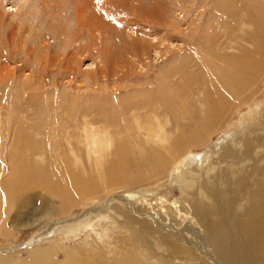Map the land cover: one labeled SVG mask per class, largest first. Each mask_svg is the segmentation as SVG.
I'll use <instances>...</instances> for the list:
<instances>
[{"label": "bare ground", "instance_id": "6f19581e", "mask_svg": "<svg viewBox=\"0 0 264 264\" xmlns=\"http://www.w3.org/2000/svg\"><path fill=\"white\" fill-rule=\"evenodd\" d=\"M34 1L35 0H19V4L17 3L18 7L11 16L13 21L3 18L0 7V60L10 61L8 55L6 57V55L2 54H6L7 44L10 45V48L16 44L17 52L25 49V57H28L33 63L28 71H22L24 73L22 76L18 77L23 66L18 69L9 70L7 68L9 66L7 63L9 62H0V93L2 98L0 100V108H2L7 100L6 98H8V95L11 93V104L13 106L9 104L11 106L9 107V111L10 108H12V113L8 112L10 117L9 119L7 118V123L14 128L13 131L10 130V126L8 127L7 134L9 137L7 139L9 142V151L8 155L0 156L4 157L6 162L4 166L0 158V175L5 173L4 171L6 170H17V168H15L16 165H13V159L10 157L14 155V153H19V150L15 148L14 145L16 140L14 137L15 133L19 134V136L22 134L23 140L27 142H35L34 149L31 153L33 163L38 165L43 161L42 155L44 153L41 152L42 150L40 151L41 146L36 145V143L39 141L41 144L39 139H43L41 138V131H46L44 126L47 120L41 119V125L35 122L37 120L32 122L31 116L28 117L26 110L29 111L34 104L35 108L33 113L36 114L35 110L37 111L38 108L41 110V118L43 116L44 118L48 116L53 123L61 119L62 115H67L68 119L64 122L67 124L66 127H71V125L74 126L75 124L79 127L73 128L74 131L71 128H67L65 132L62 128L63 134H61L60 138H58V132L55 129V136L52 142L55 143L57 147L59 146V149L66 148L67 150L63 149L59 152L56 146H52L51 154L52 156L55 155L56 163L58 162V164H60L63 161L61 159L57 160L63 152H71L73 158H76L77 154L74 151L79 150V152H81L82 150L85 157L87 156L88 158L87 161L91 162L90 167L93 169V167H96L97 163L101 161V157L106 156L109 158L107 163H109L110 167L113 165L116 172V174H112L114 181L119 184V187L126 186V188H128V192L125 196L114 197L118 205L113 206L110 204L111 209H106L103 202L98 201L100 200L98 199L97 203L93 205V208L89 210L90 214L93 215L91 219L100 218L102 220L111 221L113 225L119 227L115 218L120 217L119 214H122L132 224H140L139 226L151 224L157 248H164L165 251L162 253L168 251L167 255L163 257L160 255L162 264H172L170 263L172 261H174L175 264H193L194 262L195 264H264V217L261 219L257 213H252L253 200H251L246 207L243 205L246 210L245 212L241 210L242 213L247 212L244 218L243 216L233 215L231 211L232 208L229 205L227 206L228 203L226 198L229 197L227 195L230 193L226 188H224L225 191L222 194L220 193L221 195L218 193L211 194L210 202L212 203H208L213 204L212 206L200 203L196 195L201 198V192L196 190L191 194V197L194 198L193 202L185 197L172 200V198L168 196L171 192L169 186H167L165 191L159 193L145 191L143 194H139L134 192L135 189L145 185L157 186L160 181L158 182L156 178L157 181L150 184L149 182L146 183V181L151 177L159 175L163 172V169L168 168L167 166L170 165V163H180V160L186 156L188 152L187 149L197 144L194 139L197 133H203L208 130L212 123L222 119L223 115L225 119L231 116V114L225 115V113H227L225 110L230 104L233 106L235 105V103H230L235 93L238 92L240 86L245 90H250L249 86L251 87L252 82L255 81V73L251 74L250 79L244 78L246 75L244 72L247 71L249 66L254 65L253 69H258V75L264 72V64H254L251 60H246L250 55H244V53L247 52V48H244V44H251V42L247 41L252 38L253 34L257 39V42L255 41L254 43V46H256L255 48L261 45L260 42L264 40V34H262L264 32V9L261 8H264V6L262 4V6L257 4L254 10L250 8V10L246 8L242 10L238 9L239 7L237 5L238 8L234 5L238 11L232 12L230 9L226 10L228 8L226 5L225 7L227 8L223 10L221 7L223 3L219 5V2L215 0L213 3V10L207 13V16L211 15V17L207 18L206 13H204L206 8L203 7L202 11H199L196 17L198 21H200L197 23L198 25L196 24L197 26L190 29L188 28L189 30L186 29L188 33H185L182 27L183 19L174 18L172 15L174 11H172L171 14V8L167 5V0H36V4ZM184 1L185 0H174L176 5H179L183 12L187 10L186 6L183 4ZM247 1L248 0L245 2L247 3ZM1 2L2 0H0V3ZM154 2L156 3L155 6L153 5ZM142 4L145 5L142 7ZM227 4L229 3L227 2ZM245 5L248 7L249 2ZM126 6H130L134 11H138L139 8H144L146 12L143 16L129 12V15L133 18H127L125 17L126 14H122L123 11H126L124 10ZM232 6L230 7L232 8ZM148 9H150L151 12H149ZM17 18L18 20H16ZM205 18H207L205 26L201 28V24ZM184 20L186 19L184 18ZM229 21L231 23L230 25ZM248 24H250L248 27L252 26V32L245 31V33H243ZM176 35L183 38V41L184 39H188L186 54H180V57L173 61L174 63H170L168 67H166V65V68L162 69L161 67L159 73H157L154 79H151L150 75L154 66L149 58L153 53L155 55L160 54V56L157 57H164L166 58L165 60L172 57L174 51H172L173 46H171V43ZM261 37L263 40H261L258 45V38L260 39ZM49 40H52L53 43L49 44ZM85 41L87 42L84 43ZM238 42L239 45H237ZM235 44L236 49L235 46H233ZM102 45L103 50H100ZM161 46L162 48L160 49ZM262 46L263 44L261 47ZM261 47L259 46L258 49L254 50V54L262 53V55H264V50L261 51L259 49ZM227 49H230V51L235 49L238 51V54H234L235 52L226 53L225 51ZM179 51H181V48L176 50V52ZM85 54H87L86 57L91 58V64L94 66L93 70L87 72L80 70V64L83 62V56ZM221 63L224 64V66H221ZM237 65L241 66L243 72L239 67H236ZM232 66L235 68L232 70L226 69ZM48 68H53L51 71L52 73H55L54 69L60 70V72L66 76V79L58 83V78L54 77L53 80L47 84L45 75L47 74L46 72H48ZM261 74L260 76L263 75ZM74 77L80 78L79 83L76 85V91L74 90ZM218 77L224 78L223 84L218 81ZM179 80H181L180 83L177 82ZM15 83L19 84L17 85ZM188 84H192L194 88L196 85L205 86L202 104L193 103L186 106L188 104L189 94L187 88L184 92V88L187 87ZM12 91H14V93ZM60 91L63 93L59 94ZM86 92L94 93V97L91 95L92 99L86 100L88 95H84ZM33 93L35 94L33 95ZM44 93H51L53 96L52 99L45 100L42 97ZM61 99H63L62 103L60 102ZM240 103L237 101L235 108L242 105ZM18 105H20V108L18 107L19 111H13L14 106L16 108ZM22 112L24 116L21 115V117L19 115ZM252 114L253 112L251 115ZM247 117H245V119ZM18 121L24 124V126H21L22 124L19 126ZM60 126L61 125H59V127ZM59 129L61 130V128ZM172 130H175L176 133L174 132V137H169V132ZM180 130L185 131V136H181ZM3 133L0 128V147L3 146V142H6L5 140L2 141L5 137ZM48 133H50V130L47 134ZM234 134L235 131L227 138H223L224 142L217 143L209 152L207 151L204 153L203 158L209 160V162H207L208 165L213 161L212 155L220 157V155L224 156L228 153L225 147H231L232 149L240 148L239 144L243 141V138H237ZM258 135L264 139V131L260 132L258 130ZM119 136L122 137L119 138ZM47 137L49 138V136ZM61 138L64 140L63 142H61ZM256 138L259 140L261 139L258 137ZM172 139H174V141L171 143ZM198 143L202 144L200 141ZM224 144H226L225 147L223 146ZM222 146L224 148H222ZM143 151H145V155L142 157L143 160L133 161V168H135L133 170L136 174L130 179L125 173L130 164H132L128 155H135L137 158V156H139L138 153H142ZM111 155L112 157H116L117 160H115V158H113L114 161L110 159ZM121 155L123 156L122 158H120ZM218 160L220 159L218 158ZM63 163H66V161ZM217 163L218 161H216V164ZM74 164L75 161L72 163V166H74ZM148 164H152L148 167H153V169H146L148 168L146 166ZM83 166L84 165L81 167ZM144 166H146L145 169ZM187 166L190 167V164ZM59 167L55 169H61ZM43 169L47 168L43 167ZM74 169L78 171L75 167ZM35 171L29 172V179L23 174L24 176L16 180L22 182V180L26 178V184L29 185L28 183L32 182L30 183L31 185L36 183L34 180L37 179L41 183H38L39 185L36 183L38 185L37 188L41 185V189L38 192L43 194V196L40 197H45L46 199L47 195H49L48 199L53 198L64 202L73 200L74 202V200H78V196L87 199L91 198L96 193L105 196L109 192L106 191L107 186H101V189L95 190L96 187L92 186L93 183L91 184L89 183L90 181L84 182L74 179L75 175L73 174H71V176H74L72 179L73 181L70 179V176H67L69 179L67 177L64 178L61 175L63 171L57 173L54 180L51 178L53 175L48 177L46 176L48 174L44 175L43 173H39L40 171L37 172L38 170ZM12 172L14 174V171ZM173 172H177L176 168ZM186 172L185 169H182V173L180 175L175 174V176H177L176 178L182 177ZM17 173L19 174L20 172H16V176L18 177ZM81 173L83 174V172ZM13 174H9V176ZM16 176L14 175V178ZM123 176L124 178H121ZM8 181L11 183L13 182L10 178ZM17 181H14L16 184L14 183L15 187L13 188L19 186L21 189L22 183L18 182L17 185ZM36 184L31 186L36 188ZM131 185L136 186L132 188ZM19 187L17 188L19 189ZM30 188L29 186V188H22L21 190L24 189L26 192V190L29 189L27 194L30 190L33 193L34 189L32 188V190ZM20 191H18V194H21L22 203L25 201L27 202V199L23 200V191L19 193ZM15 193L17 194V192ZM40 193H35V195L39 196ZM78 193L80 195L77 196ZM252 194L255 195L254 198H256L258 202V197L263 194V190L252 191ZM38 196H36V198H38ZM95 197L97 198L98 196L96 195ZM21 198L17 199L19 200ZM31 198H35V196ZM204 198L205 197H203V199ZM42 199H40V201ZM43 201H46L45 204L48 208L47 210L40 209L41 212L38 214L41 218L42 216L43 218L47 216L48 212L52 214V212H54L52 209H55L50 207L48 200L43 199ZM61 204L63 203L61 202ZM67 204L65 203V205ZM3 206L4 205L1 204V211L7 209H4L7 205ZM19 207L23 210L20 205ZM39 207H41V204H38V208ZM43 207L44 205L41 208ZM30 208L33 209L32 206ZM23 211L21 213H23ZM57 211L59 212L58 209ZM20 214L19 216L21 217L22 214ZM35 218L36 217H34V219ZM38 220L41 221V219ZM10 223H8V225ZM90 223L91 222H88L89 225ZM20 224L22 223L20 222ZM13 225L14 224L9 227L12 228ZM18 226H13V228L15 229ZM58 227L59 226L56 228ZM140 228L143 229L142 227ZM67 229H69L68 226ZM135 234L136 233H134V236ZM137 241H134V243H138ZM111 245H108V251H112L110 248L112 247ZM46 250L48 249H45V252ZM50 253L51 252L46 254L50 255ZM122 253L119 254L121 255ZM147 254H149V256L151 255L150 253ZM113 255L115 254L113 253ZM41 258L43 259V257ZM47 258L48 257H46V259ZM72 259L73 257L68 260ZM30 260H33V258ZM35 261L33 260L30 264H34ZM43 261L42 263L44 264ZM66 262L67 261H65V263Z\"/></svg>", "mask_w": 264, "mask_h": 264}, {"label": "rangeland", "instance_id": "374dc122", "mask_svg": "<svg viewBox=\"0 0 264 264\" xmlns=\"http://www.w3.org/2000/svg\"><path fill=\"white\" fill-rule=\"evenodd\" d=\"M18 1L19 0H2V2L0 3V7H1V13L3 14V18H7L8 20L13 21L11 16L18 7L17 6ZM35 1H34V3H35ZM214 1L215 0H185L183 2V4L187 8V10L185 12L181 11L180 6L179 5L177 6L176 3L174 2V0H167V5L171 8V11H170L171 14H172V11H174V13L172 14L174 16V18L183 19L182 27L185 30V33H188V30L190 28L197 26L198 25L197 23L200 22V21H198V18H196L198 15V12L202 11L203 7H205L206 11L204 13H206V16H207V13L209 11L213 10ZM217 1L219 2V5H221V3H223V5H221L223 10H225V8L228 7L226 10L230 9V10H232V12L238 11V9L244 10L243 8H246V9L250 8V9L254 10V9H256L257 4L258 5L260 4V6H262V5L264 6V0H253V1L248 0L247 3L245 2L246 0H235V1L234 0H227V1L226 0H217ZM254 1H256V2H254ZM227 2L229 4H227ZM248 2H249V5L247 7L245 4H248ZM155 4L156 3L154 2L153 5L155 6ZM144 5L145 4H142V7ZM225 5L227 7H225ZM234 5L235 6L237 5L239 8L236 6L238 8L237 9L236 7H234ZM230 6H232V8ZM261 8L264 9L263 7H261ZM124 10H126V11H123L122 14H124V15L126 14L125 17L131 18V19L133 17L131 15H129V12H133V14H137L140 16H143L144 13L146 12V10L144 8H139L138 11H134L130 8V6L124 7ZM148 10H149V12H151L150 9H148ZM127 13H128V15H127ZM208 17L210 18L211 15H208L207 18ZM184 18L186 20H184ZM207 18H205L203 20V22L201 24V28L205 26ZM16 20H18V18ZM19 21H20V19H19ZM230 24L231 23L229 21V25ZM249 25L250 24H248L247 27H245L243 33H245V31L252 32L253 28H252V26L248 27ZM186 29H188V30H186ZM262 34H264V32ZM262 37L260 39L258 38V43H257L258 45H259V42L261 40H263ZM252 38L249 41H247V42H251V44L250 43H246V44L243 43L244 48H247L246 49L247 52H245L244 55H250L249 57H247L246 60H251L254 64H257V65L264 64V58H263L264 55H262V53L254 54V50L258 49L259 46L261 47L262 44L264 46V40L260 42L261 45H259V46H257V48H255L256 46H254V43H255V41L257 42V39L255 38L254 34L252 35ZM182 39L183 38H181L178 35L174 36V40L171 43L172 44L171 46H173L172 51H174V54L168 60H165L166 58H164V57L158 58L160 56V54H158V55H155L154 53H153V55L151 54L152 56L149 59L152 61V65L154 66L152 68V72L150 75L151 79H154V77L157 75V73H159V71L161 70L160 69L161 67H162V69L168 67V65H170V63L171 64L174 63L173 61L177 60L180 57V54H183V55L186 54L188 39H184L185 42ZM86 42L87 41H85L84 43H86ZM52 43H53L52 40H49V44H52ZM237 45H239V42L237 43ZM251 45H252V47H251ZM231 46H232V44H231ZM233 46H235V49H236V44ZM263 46L261 48H259L261 51L264 50ZM248 47H249V49H248ZM161 48H162V46L160 47V49ZM178 48H181V51L176 52V50ZM253 48H255V49H253ZM101 49L103 50V45L100 47V50ZM6 50H7V51H5L6 54H2V53L1 54L6 55V57L8 55V58L10 61L0 60V62H5V61L9 62V63H7V65H9L7 67L9 70L18 69V68L23 66L22 70L18 74V77L22 76V74L24 73L22 71H24V70L28 71L31 68V66H32L31 64H33V63L29 60L28 57H25V55H24L25 49L17 52L16 44L14 46H12V48H10V45L7 44ZM234 50L230 51V49H227L225 52L226 53H230V52L234 53L235 52L234 54H238V51L237 50L234 51ZM86 56H87V54H85L83 56L84 57L83 62H81V64H80V66H81L80 70L84 71V72L91 71L94 69V66L91 64V58H88ZM155 56L156 57L158 56V57L156 58ZM164 61L165 62L167 61L166 64ZM165 65H166V67H165ZM225 65H227V64H225ZM221 66H224V64L221 63ZM236 67H239V69L243 72V69L241 68L240 65H237ZM233 68H235V67L232 66L231 68H226V69L232 70ZM253 68H254V65H251L248 67L247 71L244 72V73H246V75L244 77L246 79H250V76L252 73L256 74L255 78H254L255 81L252 82L253 86L252 85H251V87L249 86L250 90H248V89L245 90L243 87L240 86V89L238 90V92L235 93V95L231 99L232 101L230 103H235V105H236V103L238 101L239 103L241 102L240 104H242V105H239L238 108L237 107L235 108V105L233 106L232 104H230L226 108L225 112H227V113H225V115L231 114V116L227 118L228 120L225 119V116L223 115L222 119L216 120V122L212 123V125L210 126V128L208 130H206L203 133H201V132L197 133L194 137L197 144H195V145L191 146V148L187 149L188 152H187L186 156L182 160H180V163H178V164H171L170 163V165H168L167 167L170 169L173 166L172 169H170V170L168 168L163 169V172H161L159 175H157L158 177L154 176V177H151L148 181H146V183L149 182V184H150L154 181H157L156 179H158V182L159 181L160 182L157 184V186H153V185H150V186L147 185L146 186L145 185L143 187L135 189L134 190L135 193L143 194L145 191H153V192L159 193V192L165 191L167 189V186H169L170 190H171L170 195H168L169 198L171 197L172 200H177V199H181V198L185 197L189 201L193 202L194 198L191 197V194H192V192H194L196 190V191L201 192V194H203V195L200 194V196H202L201 198L198 195H196V197L199 198L198 199L199 202L209 204L212 206L213 204H210V203H212V202H210L211 201V197H210L211 194L212 193H218V194L221 193L222 194L225 191L224 188H226L227 190H229V193H230L227 195L229 197L226 198V201L228 203L227 206L229 205L232 208L231 211H232L233 215L243 216L245 218L246 217L245 214L247 213V212L244 213L246 210L245 207L247 204L250 203L251 200H253V204H252L253 208L251 209L252 213L253 214L257 213V215H259L261 219H262V217H264V179H263L264 178V139L259 137V135H258V130L260 132L264 131V127H263L264 126V72L262 73L263 75L260 73L262 75V76H260V74L258 75V72H257L258 69H253ZM52 70H53V68L52 69L48 68V72H46L47 74L45 75L46 76L45 80H47L46 81L47 84H49L53 80L54 77L58 78L57 79L58 83H60L61 81H64V79H66L65 78L66 76L64 74H62L60 72V70L54 69L55 73H52L51 72ZM2 72H4V71H2ZM242 76H243V73H242ZM217 79H218V81H220L221 84H223V82H224L223 77H218ZM79 80H80L79 77L78 78L74 77V84H75L74 90L75 91H76V85L79 83ZM177 82L180 83L181 80H179ZM15 84L18 85L19 83H15ZM186 88H187V92L189 94V99L187 102L188 104L186 106L191 105L193 103L202 104L205 86L204 85H196V87L194 88L192 86V84H188V86L184 88V92L186 91ZM75 91H73V92H75ZM12 92L14 93V91H12ZM62 93H61V91L59 92V94H62ZM34 94L35 93H33V95ZM85 94L86 95L88 94L87 95L88 98L86 97V100H91L92 99L91 95H93L92 97H94V93H91V92L87 93L86 92V93H84V95ZM10 95H11V93L8 95V98H6L7 100L3 104L2 108H0V122H1L0 128L2 130V133L4 132L3 135L5 136L2 141H4V140L6 141V142H3L2 143L3 146L0 147L1 148L0 149V156L1 155L2 156L8 155V151H9V142L7 139L9 137V135L7 133H8V127L10 125H8L7 120L10 117V114L8 112L12 113V108H10V111H9V107L13 106L11 104L12 101H11ZM42 97L45 100H51L53 96L51 93L50 94L44 93V94H42ZM1 99L2 98H1V93H0V100ZM8 100H9V102H8ZM60 102L62 103L63 99H61ZM5 104H7V105H5ZM18 107L20 108V105H18L16 108L14 106L13 111L18 112L19 111ZM34 108H35V105L33 104V106L29 109V111L26 110L28 117L31 116L32 120L31 119L30 120L32 122L37 120L35 122H38V124H40V125H41V123H40L41 119H43L45 121L47 120L46 125L44 126V129L46 128L47 132L50 130V133L47 134V132L45 130H42L41 131V133H42L41 138H43V139L42 140L39 139L41 144L39 143L38 140H37L38 142L36 141L38 143V144L36 143V145H38V146L40 145L41 146L40 151L42 150L41 152L44 153L43 154L44 156L42 155L43 161H42V163L39 162L40 164H38V165L34 164L32 161V158H31V153L34 149L35 142H27V141L23 140L22 134L19 136V134L15 133V135H14V137L16 139L14 145H15V148H17L19 150V153L18 154L14 153V155H12L10 157L13 159V161H14L13 165H16L15 168H17L18 171L16 169H12L11 171L6 170V171H4L5 173H3L4 175L3 174L0 175V203L2 202L1 204L4 206L7 205V207H4V206L3 207H4V209L7 208L6 209L7 212L9 211L7 213L6 210L1 211L2 209H0V214H1L0 215V218H1L0 219V264H30V262L32 263L33 260L34 261L36 260L35 263L33 262L34 264H39L40 261H41L40 264H43L42 263L43 260H44L43 261L44 264H54V263H56V264H82V263L83 264H85V263L86 264H93V263L94 264H103V263L106 264L107 261H108L107 264H109V263L115 264L116 262H117L116 264H121V263L122 264H124V263L125 264H131V263L132 264H162V261L160 259V255H162V257H163L164 255H167L168 251L165 253H162L163 251H165V249L164 248H162V249L157 248V246L155 244V237H154L155 235L153 234L151 224L148 223L149 225H146V226H144V225L139 226L140 224H132L122 214H119L120 217L115 218V220L119 224V227L113 225L111 221L102 220L100 218L91 219V218H93V215L90 214L89 210L91 208H93V205L97 203L98 199H100L98 201L103 202V205H105L104 207L106 209H111L110 208L111 205H113V206L118 205V202L116 200H114V197L115 196H125L126 193L128 192V188H126V186L119 187V184H117V182L114 181V177L112 176V174L113 173L116 174V172H115V169L113 168V165L110 167L109 163H107L109 158H107L106 156L105 157L102 156L101 161H100L101 163L100 162L97 163V165H98V166L96 165L97 168L93 167V169H92V167H90L91 162L87 161L88 158H87V156L85 157L84 152L82 150H81V152H79V150H76V151L73 150L77 154L76 158L75 157L73 158V155L71 152H67L68 154L66 152H63V154L60 155L59 158H57V160L58 159L63 160L60 163L61 165L62 164L63 165L61 166L60 164H58V162L56 163L55 155L52 156V154H51L52 146H56V148L59 149V146L57 147V145L52 142V139L55 136V134H54L55 129L58 132L57 133L58 138H60L61 134H63V131H62L63 129L65 132V130L67 128H71L73 130V128H78L79 126L75 124L74 125L75 127L73 125H71V127L70 126L66 127L67 124L64 122H66L68 119L67 115H62L61 119H58V121L56 123H53L48 118V116H46L45 118L43 116L41 118V110H39L38 108H37V111L35 110L36 114H34L33 113ZM2 109H3V111H2ZM252 112H253V114L251 115ZM21 115H23V112L19 116H21ZM33 117H35V118H33ZM245 117H247V118L245 119ZM185 122H187V121H185ZM21 124L22 123H20L18 121V125L20 126ZM59 125H61V126L59 127ZM21 126H24V124H22ZM59 128H61V130ZM13 129L14 128L10 126V130H13ZM172 131L169 132V134H170L169 137H171V136L174 137V134L176 133V131L175 130L173 132ZM234 131H235V134H234L235 137L240 138V139L243 138V141L240 142V144H239L240 148L239 149H232L231 147H225L226 144H224L223 146L226 148V151L228 153L224 156L220 155V157H218L217 155H212L213 161H211V163H209V165H208L207 162H209V160L207 158L206 159L203 158L204 153H206L207 151L209 152L213 148V146L217 145V143L224 142L223 138H225V137L227 138ZM44 132H46V133H44ZM45 134H47V135H45ZM180 134H181V136H185L186 133L184 130H180ZM47 136H49V138ZM121 137L122 136H119V138H121ZM186 137H187V135H186ZM256 137L261 138V139L259 140ZM205 138H207V139H205ZM49 139L51 140V142ZM63 141L64 140L61 138V142H63ZM173 141H174V139H172L171 143ZM199 141L202 144H199L198 143ZM26 143H28V144H26ZM43 146H44V148H43ZM223 146H222V148H224ZM63 149L66 150V148H63ZM63 149H59V152ZM66 155H67V157H66ZM138 155L139 156H137V158L135 155L134 156L128 155L132 161V164H130L129 168H127V172H125V173L127 176H129L130 179L133 178L136 174V173H134L135 171L133 170V169H135V168H133L134 167L133 161L134 160L142 161L143 160L142 157H144L145 151H143L142 153H138ZM111 157H112V155H111ZM111 157H110V159H112L113 161H114L113 158H115V160H117L116 157H112V158ZM122 157L123 156L121 155L120 158H122ZM0 158H1V161L3 162V165L5 166L6 162H5L4 157H0ZM85 158H86V160H85ZM212 158H211V160H212ZM218 158L220 160H218ZM73 160L75 161L74 166H72V163H74ZM64 161H66V163H63ZM70 161H72V162H70ZM216 161H218V163H217L218 166L216 164ZM50 163H52V164H50ZM78 163L80 166L78 165ZM25 164H27V165H25ZM188 164H190V167L187 166ZM211 164L213 167L211 166ZM82 165H84V166L81 167ZM151 165L152 164H148L146 166L150 167ZM53 166H54V168H53ZM146 166H144V169ZM43 167H45L47 169H43ZM58 167L61 169H55ZM74 167L78 171H76L74 169ZM78 167L81 169H79ZM149 167L146 169H153V167H151V168H149ZM31 168H36V169H31ZM175 168H176L177 172H173V170H175ZM211 168H212V170H211ZM130 169H132V170H130ZM182 169L183 170L185 169V171H187V172L184 174V176L176 178L177 176H175V174L180 175L182 173ZM35 170H38L37 172L40 171L39 173H43L44 175L48 174V175H46L48 177L49 176L51 177L53 175L51 177L52 180H54L56 178L55 176L57 175V173H61L62 171L63 172L61 173V175L64 178L67 176H70L71 180L74 177V176H71V174H73V175H75L74 179H77L79 181H84V182L90 181L89 183H91V184L93 183L92 186L96 187L95 190H97L99 188L101 189V186L102 187L107 186L106 191L107 192L109 191L110 193L109 192L107 193L105 191L107 193V195H105V196L102 194L96 193V194H94V196H92L91 198H87V199H84L82 196H78V195H80L78 193L77 196L79 198H78V200H74V202H73V200L64 202L62 200L60 201L58 199H53V198L48 199L49 195H47V199H46L45 197H40V196H43V194L38 192L41 189V187H40L41 185L39 186V188H37L39 185L38 183H40V181H38L37 179L34 180L38 184L37 185L36 183H33V184H36L35 185L36 188L31 186L33 184L30 185V183H32L30 181H29L30 183H28L29 185L26 184V178L29 179V177H28L29 172L35 171ZM12 171H14V174ZM15 171L20 172L19 174L17 173L18 177L16 176ZM24 172H26V173H24ZM27 172H28V174H27ZM81 172H83V174ZM192 172H195V173H192ZM9 174H13V175L9 176ZM23 174H25L27 176V177L25 176L26 178L23 179L24 182H23V180H22V182L20 180L17 181L16 179L24 176ZM14 175L16 176L15 178H14ZM200 175H201V177H200ZM160 176H161V179H160ZM12 177L14 178V181H17V185H18V182L22 183L21 189L22 188H29V186H30L31 187L30 189H32V188L34 189V192L32 193L30 190L27 194V191L29 189H27L25 192L24 189L21 190L19 186H17V187H19V189L17 187L13 188V187H15V185H14L15 182L13 181ZM9 178L12 179L13 184L10 182L11 180L8 181ZM81 178H82V180H81ZM121 178H124V176ZM145 178H147V177H145ZM24 184H26V185H24ZM115 185H117V186H115ZM136 185H131V187L134 188ZM20 186H21V184H20ZM205 187H207V188H205ZM14 189H15V191H14ZM255 190H263V194L259 195V197H258V200H259L258 202H257L256 198H254L255 195L252 194V191H255ZM18 191H20L19 193H21L23 191V193H22L23 200L27 199V202L25 201L22 203V198L20 196L21 194L19 195ZM15 192H17L18 195ZM202 192H204L205 194ZM24 193L26 194V196ZM35 193H37V194L40 193V195L39 196L35 195ZM96 195L98 196L97 198L95 197ZM32 196L33 197L35 196V198H31ZM36 196H38L39 200H38V198H36ZM28 197H30V198H28ZM203 197H205V198L203 199ZM2 198H3V200H2ZM17 198H21V199L18 200ZM42 198L44 200L49 201L51 208L52 207L55 208V209H52V210H54V212H52L53 216L51 213L48 212L47 216H45L44 218L42 216V218H41L40 215L38 214L39 212H41L40 209H46L47 210V208H48V206L45 204L46 201H43ZM206 198H208V199H206ZM40 199H42V200L40 201ZM230 201L232 204L230 203ZM31 202H33V203H31ZM61 202L63 204H61ZM71 202H73V203H71ZM75 202H77V203H75ZM208 202H210V203H208ZM65 203L66 204L69 203V204L65 205ZM1 204H0V207H1ZM33 204H35V205L37 204V205L35 206ZM38 204H41V207L44 205V207L38 208ZM19 205L22 207V209L25 212L20 209ZM31 206L33 207V209L35 207V209L33 210L32 208H30ZM64 206H65V209L67 207L66 210L64 209ZM256 208H258V209H256ZM260 208H261V210H260ZM57 209L59 210V212L57 211ZM30 210H32V211H30ZM37 210H40V211H37ZM241 210L244 212L242 213ZM22 211H23V213H21ZM18 213L22 214V215L20 214L21 217L19 216ZM38 215H39V217H38ZM11 216L13 219L11 218ZM28 216H31V217H28ZM34 217H36V218L34 219ZM52 217H53V219H52ZM58 217H60V218H58ZM87 217H89V218H87ZM26 219H30V220H26ZM38 219H41V221H39ZM44 219H46V220H44ZM13 220H15V221H13ZM10 222H12V223H10ZM20 222L22 224H20ZM88 222H91L90 223L91 226L88 224ZM8 223H10V224L8 225ZM12 224H14L13 225L14 227L16 225L17 226L19 225L21 229L19 228V226L15 229L13 228V226H12V228L9 227ZM86 224H88L89 226ZM57 226H59V227L56 228ZM67 226L69 229H67ZM71 226H73V227L75 226V227L73 228ZM79 227H81V228H79ZM140 227H142L144 230L141 229ZM54 228L56 229V231ZM70 230H72V231H70ZM134 233H136L135 236H134ZM133 236H134V238H133ZM131 237H132V239H131ZM137 239H138V241H137ZM134 241H137L138 243H134ZM107 244L108 245L112 244L111 245L112 247H110L112 251H108L109 247ZM45 249H48V250H46V252H45ZM48 251L51 252L50 253L51 256L49 254L48 255L46 254V253H49ZM114 251H116V252H114ZM127 251H129V252H127ZM117 252L122 253L121 255H123V256H121ZM113 253L117 257L115 255H113ZM130 253H132V254H130ZM147 253H150L151 255L149 256V254H147ZM108 255H109V257H108ZM36 257H38V258H36ZM41 257H43V259ZM46 257H48V258L46 259ZM72 257H73V259H72L73 261L68 260L69 258H72ZM120 257H122V258H120ZM29 258L30 259L33 258V260H30ZM104 258H106V259H104ZM28 259H29V261H28ZM48 259H50V260H48ZM105 260H106V262H105ZM127 260L129 261V263ZM65 261H67V262L65 263ZM89 261H91V262H89ZM170 263L175 264L174 261H172ZM193 264H195V262Z\"/></svg>", "mask_w": 264, "mask_h": 264}]
</instances>
